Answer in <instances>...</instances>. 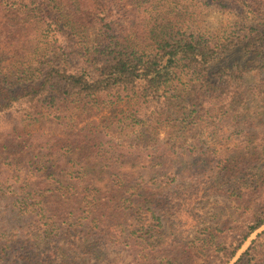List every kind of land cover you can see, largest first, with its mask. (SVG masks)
Wrapping results in <instances>:
<instances>
[{"label": "trees", "instance_id": "trees-1", "mask_svg": "<svg viewBox=\"0 0 264 264\" xmlns=\"http://www.w3.org/2000/svg\"><path fill=\"white\" fill-rule=\"evenodd\" d=\"M3 2L24 10L37 38L28 63L0 70V236L4 213H44L46 233L81 229L87 239L120 230L119 245L164 260L193 210L221 196L238 203L241 220L202 240L203 264H230L264 226V0ZM209 8L238 16L241 27L203 28ZM181 102L192 107L184 119ZM215 110L232 112L231 128L243 117L259 132L243 143L234 134L215 141L210 156L158 148L146 158L113 137L126 129L144 136L165 122L187 129ZM176 163H196L191 184L187 166L181 173ZM66 254L55 256L73 264ZM235 264H264V233Z\"/></svg>", "mask_w": 264, "mask_h": 264}, {"label": "rangeland", "instance_id": "rangeland-1", "mask_svg": "<svg viewBox=\"0 0 264 264\" xmlns=\"http://www.w3.org/2000/svg\"><path fill=\"white\" fill-rule=\"evenodd\" d=\"M3 1L9 0H0V70L16 73L22 64L28 63L29 59L33 58L32 53L36 47L33 41L36 40L37 34L32 23L29 22L30 20L25 19L24 10H14L10 4ZM224 12L217 8L206 9L205 15L199 18L202 21L203 28L211 27L212 33L215 34L223 33L229 29L232 30V28H234V31L238 30L242 21L238 16L234 14L226 15V12ZM236 26L239 27L236 28ZM261 63H264V60ZM259 75L257 74V76L249 79L248 85H253ZM182 95L185 96L184 93ZM179 109L181 112L178 114V119H184L185 116L183 114L189 113L192 107L187 102H184L180 104ZM231 113V111L226 110H215L212 117L200 118L196 124H191L190 127L183 130L178 127L180 126L178 122L176 124L172 123V125L168 124L169 122H165L144 136L137 134L134 130L126 129L123 132L115 133L113 137L120 143L125 142L137 146L134 151H130H133V153L141 152L140 154L146 158L150 157V152H154L158 148H162L164 151L171 149L170 153L176 154L192 151L197 155L206 154V156H210L211 152H208V147L215 141L227 144V142L232 141L235 143V140L238 139L239 141L237 142L243 143L245 138L248 139V135L259 132L253 127L248 128L245 126L246 121L243 117L238 118L241 124L237 125V128H231L228 125V121H226V118ZM238 113L241 115L243 111L240 110ZM109 117L110 115L106 113L99 116L97 121L100 124V129H104L103 126L107 125L105 121L107 119L105 118ZM242 124L243 127L241 128ZM222 126L223 128H221ZM29 129L31 131L35 130L34 127ZM34 132H37V130ZM232 134L235 135L234 138H232V141L228 140V137ZM195 164L176 163L179 169L185 165L187 166L184 171L189 175L186 180L188 184L192 183L191 171L195 168ZM182 171L183 169H180L181 173ZM6 181L5 188L12 182L11 178H6ZM172 184L176 186V182ZM175 190L181 191L180 188ZM195 200L192 202H197ZM209 203L203 205L199 210H193V222L187 220V224H183L180 230L177 231V239H179L178 242H181V244H179V247L170 248L169 252L163 254L164 260L155 253H151L147 257L148 259H142L138 254L139 249L138 252L133 254L132 251L125 248L124 244L119 245L120 230L110 235L95 230L92 236L90 235L89 238L85 239L81 229L78 231L75 229L74 231L73 228L72 230L67 228L61 233L51 227L50 230L53 233H46L45 231L51 223L46 224L49 215L44 213H40L37 216L18 215V217L10 213L6 215L4 213L7 223L3 234L0 236V252L4 251L0 254L5 260L2 261L0 259V263L13 264L16 260H20L21 263L27 264L30 262L37 263V261L46 264L51 263L49 262L51 260L53 264H61L62 259L60 260L55 255L62 248L67 251L66 255H69V263L73 264H139L140 262L141 264H203L208 254L206 250L201 248L202 240L207 239L208 235L216 227H221L234 219L241 220L238 215L240 214L239 205L235 200L219 196L212 199ZM5 210L6 208L4 212ZM74 214L77 215L76 212ZM26 227L29 228V232L25 231ZM153 227L150 225L147 230L153 229ZM261 231L250 237L230 264H235L238 261L251 246L252 242L257 240L258 234L262 235L264 233V228ZM145 235L147 234L145 233ZM44 237L47 238L43 241ZM54 237L56 238L53 241L48 239ZM136 237L138 236L135 235L134 238ZM149 238L151 239V237L145 236V239ZM116 239L118 240L116 241ZM34 243H37L38 246H32ZM8 255H11V259H9Z\"/></svg>", "mask_w": 264, "mask_h": 264}, {"label": "water", "instance_id": "water-1", "mask_svg": "<svg viewBox=\"0 0 264 264\" xmlns=\"http://www.w3.org/2000/svg\"><path fill=\"white\" fill-rule=\"evenodd\" d=\"M263 228H264V226L260 229V230H258L256 233H258L259 231H261V230H263ZM262 232V231H261ZM260 234V233H259ZM259 234H258V236H259Z\"/></svg>", "mask_w": 264, "mask_h": 264}]
</instances>
